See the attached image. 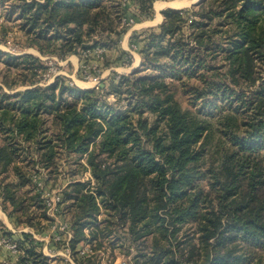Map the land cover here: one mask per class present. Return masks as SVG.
Masks as SVG:
<instances>
[{"label":"trees","instance_id":"16d2710c","mask_svg":"<svg viewBox=\"0 0 264 264\" xmlns=\"http://www.w3.org/2000/svg\"><path fill=\"white\" fill-rule=\"evenodd\" d=\"M142 2L151 18L152 1ZM11 10L36 41L59 43L60 58L115 47L126 30L117 31L119 0H14ZM162 15L129 75L88 91L57 79L0 95V205L22 212L18 190L38 166L57 173L64 155L94 180L92 191L77 181L65 194L76 264H94L75 244L95 224L98 240L134 251L131 264H264V0H201ZM21 59L32 60L25 83L35 85L45 67ZM2 234L11 235L0 222ZM17 244L16 264L50 263L30 235Z\"/></svg>","mask_w":264,"mask_h":264},{"label":"rangeland","instance_id":"374dc122","mask_svg":"<svg viewBox=\"0 0 264 264\" xmlns=\"http://www.w3.org/2000/svg\"><path fill=\"white\" fill-rule=\"evenodd\" d=\"M142 1L145 0H119L120 21L117 31L126 30L121 34L115 47L104 48L101 45H96L93 49L87 51L78 49L76 54L60 58L58 56L60 53L59 43L52 45V43L45 44L36 41L32 32L28 33L21 27L22 24L24 26V20L19 19V14L12 13L10 15L14 0H0V95H12L35 86L48 87L57 79H63L69 86L88 91L97 88L101 81L109 79L113 74L117 76L129 75L139 69L142 63L140 51L144 46L146 32L149 29L156 30L162 24L164 20L162 12L167 9H188L201 0L179 9L164 7L158 12L161 16L160 22L156 21L158 14L154 5L172 0H146L152 1L151 18H145L140 13V4L147 3ZM185 29L187 28L185 27ZM132 36L133 39H131ZM103 37L106 38V34ZM100 38L95 36L93 39L98 41ZM25 56L36 58L45 67L43 71L36 72V79L39 81L32 86L25 83L27 79L28 81L30 79L27 75L28 67L33 68L31 59L20 60ZM65 97L71 99L68 95ZM176 97L182 107H186V97L180 95ZM106 100L110 104L115 102L112 96ZM124 105L126 102L121 101L119 107ZM0 140H2L1 133ZM20 154L26 157L35 155L26 149H23ZM73 158L74 156L71 157V159ZM84 162L85 160L82 159L83 165ZM69 163V159L63 155L58 164L57 173L52 175L42 166L36 167L35 165L36 172L32 176V187L27 186L17 192V197L20 200H23L25 193L27 195V200L22 201L20 206L23 209L22 212H14L10 204L7 205L6 212L0 205V222L4 229L11 234L10 236L8 234L0 235V264L17 263L19 250L17 241L21 238V233L32 237L35 244L41 247L45 258L50 260L49 264H76L70 248L74 238L73 210H68L69 202H66L65 194L74 189L69 187L70 183L77 181L86 184L84 191H92L94 190V180L89 169L83 170ZM33 195L36 198L29 200ZM98 207L99 212L95 215L97 224L106 219V210L100 204ZM27 216L33 219L31 224H28ZM95 225H87L83 228L85 238L75 244L76 256L79 255L78 257L82 258L90 256L94 264H117L120 261L131 264V256L134 251H131L130 255H125L121 249H126L128 246L121 249L116 247L113 250L110 242L113 240L106 238L98 240L91 234V232L97 234L93 230ZM105 225L106 223L103 222L100 228L103 229ZM116 235L124 237L125 230L115 229L111 239ZM68 248L69 253L66 252ZM80 253H85V255ZM25 264L31 263L28 261Z\"/></svg>","mask_w":264,"mask_h":264},{"label":"bare ground","instance_id":"6f19581e","mask_svg":"<svg viewBox=\"0 0 264 264\" xmlns=\"http://www.w3.org/2000/svg\"><path fill=\"white\" fill-rule=\"evenodd\" d=\"M197 0H172L169 2L156 3L154 9L158 12L161 8L168 6L173 9H179L190 5V3L196 2ZM159 20V19H158ZM18 256V255H17Z\"/></svg>","mask_w":264,"mask_h":264},{"label":"built area","instance_id":"2783aa9c","mask_svg":"<svg viewBox=\"0 0 264 264\" xmlns=\"http://www.w3.org/2000/svg\"><path fill=\"white\" fill-rule=\"evenodd\" d=\"M12 249H13V251L15 252V249H14V247H12ZM66 252H70V250H69V248H68V250L66 251ZM81 254V253H80ZM81 255H85V253H82ZM117 264H128L127 262H125V261H120V262H118Z\"/></svg>","mask_w":264,"mask_h":264},{"label":"crops","instance_id":"0c3cea01","mask_svg":"<svg viewBox=\"0 0 264 264\" xmlns=\"http://www.w3.org/2000/svg\"><path fill=\"white\" fill-rule=\"evenodd\" d=\"M197 1H198V0H197ZM193 3H195V2H193ZM190 4H191V3H190ZM154 6H155V5H154ZM165 7H168V6H165ZM163 8H164V7H163ZM163 8H161V9H163ZM161 9H160V10H161ZM160 10H159V11H160ZM155 11H156V10H155ZM159 11H158V12H159ZM156 12H157V11H156ZM158 12H157V14H158ZM157 16H158V19H159V20L157 19L156 21H159V22H160V20H161V16H160L159 14H158Z\"/></svg>","mask_w":264,"mask_h":264}]
</instances>
